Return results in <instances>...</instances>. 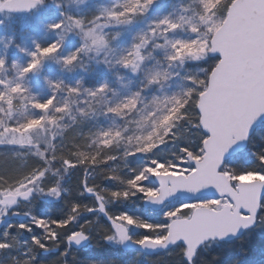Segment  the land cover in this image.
Wrapping results in <instances>:
<instances>
[{
    "label": "rangeland",
    "instance_id": "374dc122",
    "mask_svg": "<svg viewBox=\"0 0 264 264\" xmlns=\"http://www.w3.org/2000/svg\"><path fill=\"white\" fill-rule=\"evenodd\" d=\"M231 1L214 0L216 6L214 19L217 23L221 22ZM124 3H126V0H58L56 7L44 3L30 13L10 15L4 11L3 14H0V58L6 62L4 68L0 69V81L11 86L20 83L27 89L23 95L17 96L13 100L11 108L7 104H0V159H4L3 156L10 157L11 160L20 165L33 158L42 167V171L36 170L29 177L21 176L18 181L0 188V192L16 190L17 188L22 191L31 186L32 183L40 186L39 183L44 177L50 176L55 181L48 184L46 190H42V201L53 199L56 200L54 206L61 205L65 197L72 194L74 203L77 202L78 198H81V200H84L82 206L96 207L95 200L84 196L81 187L75 186L77 182H81V174L78 169L74 170L72 174H68L69 176H65L67 177L65 183L62 180L65 179L66 170L71 167L69 158H72L77 163L89 159L87 164L90 169L87 173L88 186L97 185L98 191L105 194L106 208L113 215L128 213L146 223L158 225L163 224L165 220L164 213L174 209L179 204L218 199L208 197L197 201H183L176 198L165 204L162 210L151 212V210L141 206V201L145 197L143 193L137 192L136 195L126 200H112L107 196V193L103 192L106 184L103 185L104 183L98 180L106 181V177L110 176H118L122 180L124 178L128 179L133 175V169L141 170L145 163L151 159L162 162L177 161L181 155H184L185 159L186 154L181 153L180 149L184 147L190 149L198 144L202 133L193 125L196 118L190 119L189 117L196 102L189 103L188 101L192 98L187 97L185 98L186 106L181 109L178 117L174 120L173 127L170 129L172 135H166L167 143L159 144L154 152L148 154L127 155L129 152L135 151L138 139L157 131L154 121L156 116H159L165 110V99L173 95L184 97L188 89L195 90L198 88V85L193 84L191 81L206 79L208 73L205 72V69L213 64L212 60L188 58L183 63L177 61L169 65L165 56L171 49L155 47L156 44H164L162 38L152 39L141 50L145 59L137 73H133L117 62L119 57L127 54L131 46L138 42L136 39L138 35L147 34L151 36L150 28L154 26V22L164 16H169L173 20H178L180 16H184L189 21L182 29L168 33L169 39L193 40L195 34L190 30V24L200 25L201 35L206 36L209 34L207 26L201 24L200 21V16L203 14L201 0H155V3L150 6L146 13L135 15L129 23L103 27L102 30L108 40L107 48L98 53L95 50L81 53L78 60L72 65L65 66L64 57L81 46V34L73 31L78 34L74 36L63 31H53L49 29L48 25L60 21L62 13L73 17H83L87 21H91L93 17L99 15L105 9H112ZM117 10L119 9L117 8ZM62 37H64L62 47L57 54L44 57L41 60L44 66H40L39 69L23 78L20 77V69L32 59L31 53L36 50L37 44L47 46L60 41ZM156 70H166L169 76L161 84L150 85L148 84V78ZM57 83L61 85L60 88L55 87ZM104 84L109 89L106 88L102 94L95 97L89 94L90 91H95ZM70 88L78 89V91L75 93L70 92ZM3 90V87H0V91ZM138 91L141 92V95L138 97L137 105L134 108L125 110L126 112H122L119 115L120 119L115 120L111 116L113 113L108 109L121 104ZM50 97L55 98L54 105L47 111L42 112L40 109L31 106L35 101L43 102ZM154 97H158L161 103L158 105L153 104ZM57 108H64V111L58 112L56 111ZM150 114H152L151 118H147ZM194 117H196V113ZM31 120H41L42 123L34 125L26 131L15 130ZM109 130L120 133V137L113 140L111 144H115L116 147L119 146L126 158H123V162H119L118 165L112 163L114 159L112 158L108 166L104 168L107 172H103L104 170L98 168L99 162L96 163L95 159L101 147L109 146L103 142L104 137L101 135ZM158 131L160 135H165L163 129ZM262 131H264V124L256 131V136L260 138ZM108 138L111 139V137ZM49 143H53L54 154L59 166L64 168L61 178L53 177L54 174L47 169L46 165L44 166L43 158L45 156H43V149L41 150L39 147L41 145L48 146ZM74 144L81 151H77L72 146ZM231 162L228 161L226 164L228 169L231 167ZM40 172L44 173L43 176L39 175ZM175 172L182 171L176 169ZM244 175L245 180L263 177L255 171L247 172ZM144 183L148 187H157L153 179ZM57 184L59 185L57 186ZM107 185L112 189L126 187V184L118 181L109 182ZM52 187L59 188L61 197L51 196V198L50 195L46 194L49 188ZM223 202L226 204L228 201L224 199ZM35 203L22 202L15 208L18 212H25L31 224H36L33 217L35 207L38 204L35 205ZM0 212L4 213L2 204H0ZM83 215H86L85 219L87 221L84 224V231L88 237L96 242V246L106 245L108 251L114 250L112 246L118 245V243L105 239L107 235L112 233V229L104 226L103 220L100 219L101 215H91L86 211H83ZM259 221H262V218ZM16 223L12 222V227L18 231V236L22 238L26 230L19 229L18 226L21 224ZM12 227L7 226L0 232V241L6 239V242L10 245L3 253L4 259H9L10 251L14 248L18 250L23 245L22 242L17 245L12 244L13 239L9 233ZM37 229H41L42 234L48 233L46 226L42 228L37 224ZM5 233H7L6 238ZM129 233L132 239L135 240L141 239L145 235L154 237L151 230L135 226L129 228ZM135 235H138V238L134 237ZM26 237L28 239L27 234ZM39 239H44V237L41 236ZM28 240L32 241L31 237ZM91 245H94V243H91ZM90 246L86 249H89ZM24 248L28 254L33 251L32 246L25 245ZM202 252L200 251L201 254ZM177 253H181L183 259L184 252L181 247L176 245L169 248L165 253L156 255H166L165 258H167ZM198 259L195 261L196 264L200 262Z\"/></svg>",
    "mask_w": 264,
    "mask_h": 264
},
{
    "label": "snow or ice",
    "instance_id": "6c2138e0",
    "mask_svg": "<svg viewBox=\"0 0 264 264\" xmlns=\"http://www.w3.org/2000/svg\"><path fill=\"white\" fill-rule=\"evenodd\" d=\"M43 2L44 0H25L22 7L31 11L41 6ZM201 2L203 14L200 16V21L201 24L207 26L208 35H201L200 25L190 24V30L195 34L193 40L169 39L168 33L182 29L189 21L184 16H180L178 20L164 16L154 22V26L150 28L151 36L147 34L138 35L136 37L138 42L134 43L127 54L119 57L117 61L123 67L137 73L145 59L141 50L152 39L161 38L164 40V44H156L155 47L171 49L165 56L169 65L177 61L183 63L188 58L213 61L211 68L205 69V72L208 73L206 79L191 81L198 85V88L195 90L188 89L184 97L173 95L165 99V110L156 116L154 121L157 131L138 139L135 151L129 152L127 155L148 154L154 152L159 144L167 143L166 135H172L170 129L181 109L186 106L185 98L187 97L192 98L188 101L189 103H199L196 108V120L193 122V125L202 133L201 139L196 145L198 151L190 150L187 147L180 149L181 153L186 154L190 160H185L184 155L178 157L177 161L162 162L151 159L145 163L141 170L133 169V175L126 181L121 180L118 176L106 177L109 182L118 181L126 184V187L112 189L105 186L103 192L107 193V196L112 200H126L140 192L153 203H162L177 191L189 188L187 183L179 181H173L172 188L166 187L163 176L171 175L176 169H180L184 173V176L181 177L182 181H187L188 177L191 176L192 180L199 179L201 181L197 187L215 185L219 189L220 198L199 203L179 204L174 209L164 213L163 224L152 225L128 213L111 214L106 210L105 195L96 191L94 187L88 186L85 182L83 193L93 198L97 202V207L73 204L69 214L64 219L51 221L50 226L77 225V228L66 234L68 248L73 243L79 245L89 238L84 231L85 225L80 223L81 209L91 215H103L112 229V233L105 237L106 240L122 244L132 239L129 233L130 227L147 228L154 233V237L145 235L141 239L134 240V243L153 249L168 247L169 245L179 246L184 252L186 264H193L205 239L217 237L224 239L228 235H235L240 228H249L255 223L258 215L264 219V211H261L264 209V196L260 195L258 191H243L239 182L246 178L245 175L237 173L234 169H228L224 163V154L228 149L239 141L247 140L252 124L261 115H264V0H236V3L232 5L233 10L227 12L226 17H222L220 23L214 19L216 12L214 0H201ZM154 3L155 0H126L123 5L105 9L93 17L91 21H87L83 17H73L62 13V19L48 25L49 29L63 31L66 34L76 31L81 34L82 40L78 49L64 57L65 66L72 65L78 60L81 53L92 50L98 53L108 47V40L102 30L103 27L129 23L132 17L146 13ZM185 11L187 10L185 9ZM249 11L253 12V18L246 26L245 35L250 36L255 41L253 53L255 76L251 82L247 76L249 61L241 50L234 45V33L245 29ZM63 39L64 37L47 46L37 44L36 50L31 53L32 59L20 69V77L23 78L39 69L44 57L57 54L62 47ZM5 63V60L0 58V69L4 68ZM14 67L16 66L14 65ZM168 76L169 73L166 70H156L150 74L148 84H161L162 81L167 80ZM0 87L4 89L0 91V104H7L9 108L12 107L13 100L17 96L23 95L27 91L20 83L11 86L0 81ZM55 87L60 88L61 85L57 83ZM106 88V84L101 85L95 91H90L89 94L95 97L102 94ZM69 91L75 93L78 89L70 88ZM140 95L141 92L138 91L121 104L109 108L108 111L119 115L122 109L134 108ZM54 99V97H50L43 102L35 101L31 106L40 109L42 112L47 111L54 105ZM152 103L158 105L161 101L158 97H154ZM56 111L63 112L64 108H57ZM151 115L147 118H151ZM41 123V120H31L15 130L26 131ZM160 129H163L165 135L159 134L158 130ZM101 135L104 137L103 142L106 145H110L113 140L120 137L119 132H112L111 130ZM257 159L264 164V154L258 155ZM253 171L264 176V166ZM43 174V172L39 173L40 176ZM218 178L223 179L225 186L231 182L233 190L231 195L228 194L225 186L217 183ZM150 179L158 180L160 187L145 186L144 182ZM191 190L194 191L195 189L192 188ZM30 191L31 189L21 192L17 188L16 190L0 192V204L12 205L21 196L27 198ZM46 194L55 198H59L61 195L58 187L49 188ZM225 198L228 201L226 204L223 202ZM192 210H197L198 218L196 214H192V218L189 220L181 221L179 219L189 216ZM33 220L42 228L48 224V221L42 218L33 217ZM193 221H196L197 228L190 231L186 226L191 225ZM18 227L21 230L32 231L25 224ZM48 235L54 240L59 236V233L51 231ZM6 237L7 233H5ZM32 241L41 250H54L37 236H33ZM8 247L10 245L6 239L0 241V249ZM62 255H67V251L63 252ZM32 259L35 257L26 260L25 264H31Z\"/></svg>",
    "mask_w": 264,
    "mask_h": 264
},
{
    "label": "trees",
    "instance_id": "16d2710c",
    "mask_svg": "<svg viewBox=\"0 0 264 264\" xmlns=\"http://www.w3.org/2000/svg\"><path fill=\"white\" fill-rule=\"evenodd\" d=\"M44 3H49L50 5L56 7L58 0H44L43 4ZM68 35L77 36L78 34L72 32ZM47 62L49 63V61ZM41 66H44V63L42 61ZM211 66L208 69H210ZM109 92L111 93V91ZM125 110L127 109L121 110L120 114H122V112H126ZM195 113V106L193 105L192 112H190L189 114L190 119L196 118L194 117ZM119 115L113 113V115L111 116L115 120H117L120 119ZM262 136L263 137L260 140L254 138V140L250 142V151L247 156L242 155V153L239 154L236 160H234V162H231L230 169H234L237 173L243 174L247 171L264 166V164H262V162L258 161L257 159L258 155L264 154V131L262 132ZM78 142L80 143V141ZM52 145L53 143H49L48 146L41 145L39 147L41 150L43 149V156H45L43 158L44 166L46 165L47 169H49V171L55 176L57 175L61 177L64 168H61L59 166L56 155L54 154V145L53 147ZM72 146L76 148L77 151H81L79 147H77V145L75 146L74 144ZM190 150L198 151V149H196V146L190 148ZM3 158L4 159H0V188L5 187L6 185L9 186L10 184L18 181L19 177L21 176L29 177L32 173L36 172V170L42 171V167L37 164L39 162H36L35 159L31 158L25 161L23 164L21 163L20 165H18L15 161L11 160L10 157L8 158L6 156H3ZM112 158H114L112 163L117 165L119 164V162H123V158H126V156L121 152L120 147H116L115 144H111L107 147H101L100 152L98 153V156L95 159V162H99V169H102V171L104 170L103 172H107V170L104 168L108 166V163H110V160ZM69 160L71 162L70 166L72 167L66 170L64 177L68 174H72L74 170L78 169L81 174L80 183L82 184L83 181L87 183V173H89L90 171L87 165L89 159H86L85 162L81 163L75 162L72 158H69ZM126 180L127 179L125 178L123 179V181ZM98 181L103 182V185L106 184V186H108L107 184H109L108 180ZM78 185L79 182L75 184L76 187H78ZM47 188L48 187L45 185L39 186L37 184L36 194L34 198L38 197V199L40 200L41 198L43 199L42 190H46ZM73 200L74 199H72V194H68V196H66L65 200H63L62 202L63 204L61 205L59 204L54 206L55 202L53 199H44L43 201L41 200L39 201V204L35 207L36 209L34 210V216L35 218L46 219L48 221V224L51 225L52 220L64 219L65 216L69 214L73 204H79L77 202L74 203ZM81 211L83 214V209H81ZM102 220L104 226L109 229V226L105 222V220ZM13 221L18 223L24 222L17 219H13ZM85 221L86 220H84L81 215L80 223L84 225L86 223ZM68 225L70 230L65 231L66 233L64 234V236H66L68 232L77 228L76 224ZM53 226H51V230L55 229L53 228ZM41 231V229H37L36 231H34L32 237L42 234ZM63 237L58 238L59 240L55 241L54 243H48L49 248L54 249L52 251H49L48 253H43L42 251H39V247H37L33 243V241H26L29 247L32 246L33 251L31 255L35 256V253L38 254L35 259L31 260V264H186V259L185 257H183L182 259L181 253L173 254L172 256H169L167 258H165L166 255L144 256L136 251L122 252L120 251L117 245L112 246L114 250L108 251L107 247H105L106 245L96 246V242L93 241L92 238L91 241L92 243H94V245H92L89 249H79L78 251L74 250L72 247L68 248L66 239H62ZM134 237L138 238V235H135ZM65 251H67V255H62V253ZM30 258L31 257L25 256L20 257L14 264H25V261L29 260ZM195 259H198V261H200L198 264H264V219H262V221L256 228L246 232L244 236H242V238L240 239L232 240L231 242H211L209 246H206V249H204L202 254H197V257ZM195 261L193 264H196Z\"/></svg>",
    "mask_w": 264,
    "mask_h": 264
},
{
    "label": "water",
    "instance_id": "95a60500",
    "mask_svg": "<svg viewBox=\"0 0 264 264\" xmlns=\"http://www.w3.org/2000/svg\"><path fill=\"white\" fill-rule=\"evenodd\" d=\"M25 2V0H4L2 1V3H0V11H2L3 9L9 10L11 12H25V11H29V10H25L22 5ZM236 3V0L232 1V3L229 5L230 7L228 8V12L232 11V5ZM226 17V16H225ZM253 18V12L249 11L248 13V19L246 20V24H245V29L238 31L236 33H234V45L241 50L242 54L248 59L249 61V65H248V72H247V76L249 81L251 82L254 79L255 76V62L253 60V53H254V49H255V41L248 35H245V31H246V26L248 23L251 22V19ZM197 107L199 106V103H197L196 105ZM264 120V115H261L251 126V128L249 129L248 132V138L247 140L244 141H239L235 144H233L228 151L224 154V160L225 158L228 157V155L230 154H235L237 153L239 150L245 148V145L250 137V134L253 132V130L256 128V126L259 125V123ZM190 160V158H189ZM184 176L182 174H171V175H165L163 176V178L166 181V187L167 188H172L173 187V181H179V182H183V183H187L189 185L188 189L185 190H179L177 191L174 195H172L171 197L165 199L162 203H153L151 200H149L147 197L143 200V205L146 207H150L153 210L154 209H160L162 207V205L164 204V202L169 201L171 199H174L177 196L182 197L183 199H189V200H197L200 197L203 196H208V195H214L219 197L220 196V192L219 189L215 186V185H208L205 186L203 188L201 187H197V185L201 182L199 179L197 180H192L191 176L188 177L187 181H182L181 177ZM157 182V184H159L158 180H155ZM217 183L221 184L222 186H225V183L223 181L222 178H218L217 179ZM240 187L243 191H247V192H256L258 191V193L260 195H264V178L262 180H251V182H246V181H240L239 182ZM160 187V184H159ZM192 188H194L195 190H191ZM226 191L228 192L229 195L232 194L233 190H232V185L231 182H228L227 185L225 186ZM28 191V190H27ZM26 192V191H24ZM33 193V189H31V191L29 192V195L27 198L24 197H19L17 198L16 202L11 206H14L16 203H18L19 201L22 200H27L31 197ZM97 203V202H96ZM8 205V204H6ZM192 214H196L197 218L199 217V213L197 212V210H194L192 212ZM192 214L190 218L184 219V218H179L181 221L184 220H189L192 218ZM13 216H18L20 218H23L24 215H17V213H13ZM103 216V215H102ZM7 216L4 218L0 219V227L1 225L7 220ZM105 219V218H104ZM256 224V221L254 224H252L249 228L253 227ZM175 227V226H174ZM186 227H188V229L190 231H194L197 228V224L196 221H193V223L191 225H187ZM248 229V228H247ZM245 230V228H240L239 231L235 234V235H228L226 238H224L225 240H232L233 238H238L241 236L242 232ZM210 239H218L221 240V238H208L205 239V241H208ZM88 240H84L82 241L79 245H76L73 243V245L77 248H79L80 246H84L86 245L88 242ZM172 245H169L168 247H157V248H149V247H142L136 243H134L132 240H128L124 243H120V247L124 250H140L143 252H147L148 254H152V253H156L157 251H162V250H166L167 248H169Z\"/></svg>",
    "mask_w": 264,
    "mask_h": 264
},
{
    "label": "bare ground",
    "instance_id": "6f19581e",
    "mask_svg": "<svg viewBox=\"0 0 264 264\" xmlns=\"http://www.w3.org/2000/svg\"><path fill=\"white\" fill-rule=\"evenodd\" d=\"M33 159V158H32ZM53 177H57V176H55V175H52ZM20 178V177H19ZM19 180V179H18ZM54 181H55V179H53V178H51L50 176H45L44 177V179L41 181V183H39L41 186L42 185H45V186H48V184H52V183H54ZM58 182V181H57ZM36 185L37 184H35V189H36ZM59 184H57V186H58ZM79 187H81V189H82V191H83V189H84V186L81 184V183H79V185H78ZM78 187V188H79ZM92 187H94L95 188V190L96 191H98L99 189H98V186L97 185H95V186H92ZM35 194L36 193H34L33 194V198H34V196H35ZM84 194V193H83ZM103 195H105V194H103ZM84 196H88V195H86V194H84ZM33 200H35V201H33V202H36L35 203V205L36 204H39V201H41L40 199H38V197H35ZM84 202V200H81V198H78V200H77V203H79V204H82ZM86 215H83L82 214V218L84 219V220H86L85 217ZM87 221V220H86ZM7 226H9V227H12L13 226V224H11V223H9V222H7V221H5L2 225H1V227H0V232H1V230H3L4 228H6ZM28 227H30L31 229H32V231L31 232H29V231H25V235H24V237H19L18 236V231H16L15 230V228L14 227H12L10 230H9V233L11 234V236H12V239H13V242H12V244H15V245H17L18 243H20V242H22V247L20 248V249H16V248H14L12 251H10V253H9V259H4V256H3V253L5 252V249H0V264H3V263H7V264H9V263H16V261L20 258V257H33L31 254L32 253H30V254H28V253H26V251H25V248H24V246L26 245V246H28V244H27V238H26V234L27 235H29V234H31V235H33L34 234V231H36L37 230V224H28L27 225ZM46 227H47V229H48V233L49 232H51V231H55V232H57V233H59V235L60 236H58V237H56L54 240L53 239H51L50 237H49V235H48V233L46 234H39V235H37V237L39 236V237H41V236H43L44 237V239H41V241L42 242H44L45 244H47L48 245V243H54L55 241H58L59 239L58 238H61V237H63L64 236V234L66 233L65 231H69L70 229H69V225H67V226H65V227H57V226H53V228H55V229H53V230H51V226H50V224H46L45 225ZM15 230V231H14ZM73 231V230H72ZM72 231H70V232H72ZM70 232H68V233H70ZM45 236L47 237V239L45 240ZM62 239H66V236H64ZM67 241V240H66ZM49 247V246H48ZM40 249V248H39ZM39 251H42L43 253H45L46 251H44V250H39ZM38 256V254L37 253H35V256L34 257H37Z\"/></svg>",
    "mask_w": 264,
    "mask_h": 264
}]
</instances>
